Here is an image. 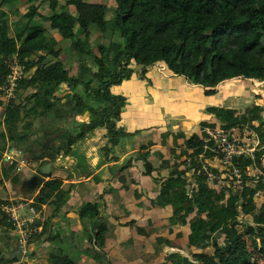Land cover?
<instances>
[{
  "label": "trees",
  "instance_id": "trees-1",
  "mask_svg": "<svg viewBox=\"0 0 264 264\" xmlns=\"http://www.w3.org/2000/svg\"><path fill=\"white\" fill-rule=\"evenodd\" d=\"M45 3L48 5L42 8ZM72 4L76 5L73 12L70 11ZM109 11L112 16L108 15ZM52 31H57L61 39L58 40ZM95 33L111 34L112 39L108 44L104 43ZM117 34L119 40L114 39ZM72 52L74 55L67 58L70 60L67 65L62 56ZM85 59L93 66L90 67ZM14 60L24 68L25 74L19 80L16 98L8 99L4 105L0 119V158L8 144L32 151L39 173H42L43 165L53 164L59 157L78 159L75 172L66 169L63 176L58 177L52 176L53 171L43 173L49 177L45 181L39 177L43 189L32 202L38 211L44 204H49L54 206L51 214L54 217L68 203L76 184L71 183L65 189L64 180L71 179L74 173L77 176L91 173L90 169L86 171L82 167L83 158L89 156L87 149L81 152L80 146L97 129H105L107 143L96 142L94 148L99 155H105L99 156L98 165L111 163L109 169L112 172L117 169L123 172L132 166L133 161H142L143 174L152 176L159 183L158 195L149 198L150 206L173 207L170 230L172 226L189 223L190 247L211 248L221 255L239 249L244 262H253L252 256L244 254L246 242L243 235L248 233L255 240L258 230L254 224L264 230V203L258 206L256 202L258 193L264 195V149H259L254 157L233 160V166L240 168L249 178V185L242 191L226 186L216 192L201 173L194 176L197 187L190 192V173L194 168H200L196 157L203 149V137L196 132L189 136L183 132L175 135V141L179 137L185 138L182 153L187 154L193 149L190 155L193 163L186 166L184 162H175L171 165L170 160L163 159L160 154L157 176H153L156 167L150 160L152 152L148 149L155 144L153 141L141 144L136 156L119 162L122 153L116 150L117 145L122 140L128 141L136 132L128 133L124 127L118 126L128 99L112 92V87L131 79L134 74L151 85L149 68L158 62H164L170 71L185 77L189 83L203 86L206 95L215 94L216 87L227 79L264 80V0H0L1 98H4L1 88L8 82ZM64 84L71 92L62 97L57 92ZM79 87L83 93L78 91ZM206 110L215 114L226 128L249 126L264 145L263 103L254 104L240 115L235 109L224 106H210ZM84 112L89 113V120H77L76 116ZM35 120H39V126L35 125ZM3 125L5 129L1 128ZM208 125L214 126L216 122L203 121L201 128ZM166 136H163V144H166ZM247 166L259 168L263 175L258 179L247 176ZM165 169H168L166 175L162 173ZM211 169L218 173L216 167ZM5 179L15 185L21 183L16 163L2 168L0 182ZM112 190L111 186L105 188L97 200L84 202L78 208L81 221L85 223L83 234L92 248L84 252L87 255L95 252V261L106 256L102 250L110 226L104 198ZM135 196L140 198L142 194L136 191ZM9 203L0 193V233L10 238L15 227L2 209ZM242 215L252 216L253 221L242 220ZM135 222L131 220L127 224ZM40 225L41 220L31 224L32 228L36 227L31 244L43 237L44 233L37 230ZM138 231L149 234L141 226ZM54 238H62L60 231L49 237ZM9 243L13 250L15 243ZM174 244L168 238L158 237L152 257L162 253L165 245ZM255 246L259 249L256 242ZM259 251L264 255V238ZM8 258L6 263L7 259L2 256L0 264H13L18 260L12 253ZM49 259L50 264H78L63 248L51 250ZM107 263L111 264V260ZM170 263L202 264L180 252L166 253L159 264Z\"/></svg>",
  "mask_w": 264,
  "mask_h": 264
},
{
  "label": "crops",
  "instance_id": "crops-1",
  "mask_svg": "<svg viewBox=\"0 0 264 264\" xmlns=\"http://www.w3.org/2000/svg\"><path fill=\"white\" fill-rule=\"evenodd\" d=\"M75 9L76 8L72 9L70 7L71 12ZM108 15L112 16V12L109 11ZM52 32L58 40L61 39V36L57 31ZM94 35L105 37V39L101 38L103 42L106 39L110 40L109 36H104V34L95 33ZM114 39L119 40L120 36L116 35ZM64 55L62 58H64ZM148 76L152 80V85H149L145 80H140L138 76L134 74L131 79L123 81L116 87L113 86L112 92L122 94L128 99V104L121 114V120L118 122V126L124 127L128 133L136 132L133 137L128 138L127 142L122 140L121 143L117 145L116 150L122 153L119 162L123 161L126 157L136 156L141 144H147L149 141H153L155 144L148 148L152 152L150 160L156 167L153 176H157L159 173L161 164L160 154L163 155V159L170 160L171 165L175 162L180 163L182 159H185L186 153H182V151H184L185 138L179 137L175 141V135L179 132H183L186 136L191 135L193 132L200 135L202 132L201 123L203 121H207L208 123L218 122L215 114L207 112L206 109L208 107L224 106L227 108H233L237 111V115H240L246 112L254 104H264V80L252 78L244 79L241 77L227 79L216 87L217 92L215 94L206 95L203 86L191 84L185 77L175 75L168 69L164 62H158L151 66L149 68ZM176 80L178 81L176 82ZM241 82L245 83V87L238 85ZM247 85H249V87ZM69 92H71V90H69L68 86L64 84L60 87L57 94L63 97ZM87 114L89 115V113ZM77 120L80 121L78 118ZM168 123L171 125H168ZM138 130H140V132H138ZM165 134L167 135L165 139L166 144H163V136ZM96 135L100 136L96 138ZM102 135L103 137H101ZM105 136V129H97L95 134L85 143L89 156L87 162L89 163V168L91 164V173H89L88 176L74 175L71 179L64 180L71 181L70 185L71 183L76 184L72 188L73 192L68 201V203H72L73 201L77 203L79 198V202L72 208L73 210H70V208L61 210L54 217H51V213H46V210L43 211L44 209L38 212L39 215L36 216L35 221L41 220L40 226L47 225V234H43L41 240L33 244L35 248L31 247L32 253L36 251V255L34 254L33 256V258H35V256L36 258L35 260H31L32 262H30V264H50L49 252L51 250L54 248H63L65 251L66 243L63 241V238L65 239L67 234L72 237V232H76L75 228L77 230L79 228H83L84 230L85 228V223L81 221L78 213L79 206L84 202L97 200L98 196L109 186H111L113 190L112 192L105 194V206L109 215L108 220L110 218L115 219L116 224L109 223L108 239L110 237L116 238L118 236H126L131 233L130 229L133 228V225H127V222H129L128 220H135L137 214L140 213V215H142L141 212L151 214L150 217L147 218L149 227L151 225V229H148L147 231L149 234L140 233L137 229V234H143L142 236L145 238H151L153 235H156L152 243V251H149L142 256V264H159L165 257V254L171 252H180L188 259L190 254L196 252L198 254H214L216 251L211 248L199 250L188 245L190 234L189 223L187 225L172 226V229L170 230L169 218L173 214V207L171 205L165 207L150 206L149 198H155L158 195L159 183L156 182L152 176L143 174L142 161H133L132 166L123 172L120 169V171L117 169L115 172H112L109 169V164L111 163H106L101 166L98 165L101 158L99 157V152L97 153L94 149L95 143L101 142L105 145L107 143V138ZM125 142L127 145L124 146ZM66 158L67 159L64 160H69L70 162L69 158L71 157ZM61 160L62 157H59L52 164L53 177L63 176V170H66L64 168H67L61 167V162H57ZM54 168H56V170ZM162 173L166 175L168 169L163 170ZM74 180H77V182ZM136 191L141 193L142 197L137 198L135 196ZM155 213L158 216L156 224H154V221L152 220ZM193 215L194 214L188 218L189 221L192 219ZM162 218L164 219L160 220ZM57 220H59V222H57ZM71 222L74 230H72V228L71 230L70 228L68 230L65 225V234L61 233L62 231L60 232V234L63 235L62 242L55 247L53 241L49 239V237L58 233L56 230L59 231L58 226H60L61 223L70 225ZM159 223H163V225L159 226ZM117 225H119V227H117ZM164 229L168 234H165L163 231ZM53 231H56L57 233L53 234ZM175 231H177V233L172 237L171 235ZM179 234L181 235L179 236ZM158 237L168 238L175 244L172 246L165 245L162 253L152 257L155 254V245ZM180 238L184 241H178ZM71 242L80 249L79 258L75 259L78 264H98L97 262L99 261H95L91 255H87L84 252V250L90 246V242L86 237H81L77 240H74L72 237ZM86 244L88 247L83 248V245ZM190 251L191 253H189ZM159 257L161 259L156 261ZM109 260H111V263L113 264H125V262L122 261V258H119L118 256L117 258L113 257Z\"/></svg>",
  "mask_w": 264,
  "mask_h": 264
},
{
  "label": "rangeland",
  "instance_id": "rangeland-1",
  "mask_svg": "<svg viewBox=\"0 0 264 264\" xmlns=\"http://www.w3.org/2000/svg\"><path fill=\"white\" fill-rule=\"evenodd\" d=\"M79 1L80 0H78V2ZM45 5H48V4L45 3L42 6V8H44ZM70 6L72 9L76 8L75 4H72ZM22 10L24 11V8H22ZM43 10L46 12V9H43ZM117 35H119V34H117ZM101 38L105 39V37H101ZM122 40H123V38H121V41ZM108 41H109L108 39L104 40L105 43H107ZM73 53L74 52L64 55L63 59H64L65 64L68 65L70 63L69 62L70 60H68L67 58L72 57L74 55ZM85 61L87 62V64H89L90 67L93 66L89 63L90 61L88 62V60H86V59H85ZM177 81L178 80H176V82ZM238 85L245 87L244 82H241ZM247 86L249 87V85H247ZM78 91L83 93L82 87H79ZM2 99H0V119H2V113L4 111L5 102L8 101L7 98H2ZM93 104H95V103L93 102ZM87 113L88 112H86V114H85V112L82 114H78L76 116V118L80 119V121L89 120V115ZM39 123H40L39 120H35L36 126H39ZM168 125H171V124L168 123ZM1 128L5 129L4 125ZM99 136L100 135H96V138H98ZM125 141H127V140H125ZM80 149H81V152L84 151L86 149L85 144L82 143V145L80 146ZM22 150H23V154L21 155V157L20 156L15 157L13 153L9 152L8 156H5V157L9 158L8 160H5L3 157L0 158V172L4 166L10 165L13 162V160H15V158H18V160H19L18 161L19 162L18 171L20 172L21 178L30 177L35 171L38 172L39 171L38 170V162L35 161L34 153L32 151H24V149H22ZM102 155L105 156L104 154H102ZM102 155L100 154L99 156H102ZM64 159H67V158L62 157V160L57 161V162H61L60 163L61 167H67L64 169H72L74 171V166L78 162V159L71 157V158H69L70 162H69V160H64ZM87 160H88V157H86V159L83 158V166L82 167H84V169L86 171H88L91 168V164H90V168H89V163L87 162ZM182 161H183V159H182ZM14 173H15V171L12 172L11 174H14ZM74 175L77 176L75 173H74ZM54 177H58V176H54ZM40 178H42V179L44 178L43 181H45V180H48L49 177H45V175L43 173H40ZM81 179H83V178H81ZM77 180H80V179H77ZM77 180H74V181L77 182ZM43 181L40 182V184L38 186V193L41 192V190L43 189L42 188ZM70 182L71 181H64V188L65 189L69 188ZM0 191H1V194L4 198H10V197L19 198L20 196L23 197L21 195L22 193L20 191L19 185H15V184L11 183L9 179L2 180L0 182ZM72 192H73V189L71 191V195H72ZM43 193H44V191H43ZM45 193H47V191H45ZM33 198L34 197H32V196L29 197V200H27L26 203L30 204V200H33ZM51 198H53V197H51ZM256 201H257L258 205L260 206L264 202V196L257 198ZM78 202H79V198H78L77 203ZM77 203L75 201H73L72 203H66L64 206H62L61 210H65V209H69V208H70V210H73L72 208ZM42 209H44L43 211L46 210V213L49 212L52 214V212L54 210V206H50L49 204H44L42 206ZM141 213H142V215H140V213H139L135 216L136 222H135V224H133V226H132L133 228L130 229L131 233L127 234L126 236H118L116 238L110 237L109 239L107 238L108 241L106 240L107 243H106L104 249L102 250L105 253L104 255H106V256L101 258V260L99 262H97L98 264H108L107 262L110 258H113V257L117 258V256L119 258H122V261H124L125 264H142V262H141V259H143L142 256L144 254L148 253L149 251H152V243H153V240H154L156 235H153L151 238H149V237L145 238L144 236H142L143 234H141V235L137 234V232H138L137 229L139 226H143L146 229V231H148V229H151V225L149 227V224L147 222V218L150 217L151 214L150 213H144V212H141ZM18 214L21 217H29V216L33 215L31 210H30L29 205L20 209L18 211ZM37 215H39V213H37L35 215V217ZM157 217L158 216L156 215V213L152 217L154 224H156ZM163 219L164 218H162L160 220H163ZM241 219L246 221V222H252L253 221L252 216H245L244 217V215H242ZM59 220H57V222H59ZM128 221H130V220H128ZM260 221L262 222V218L260 219ZM49 222H50V220H49ZM109 223H111V224L115 223L116 224V220L110 218ZM65 225L67 226L68 230H69V228H70V230H71V228H72V230H74L72 222L70 223V225L66 224V223H61L60 226H58L59 231L60 232L62 231L61 233H64ZM160 225H163V223H159V226ZM254 225L256 226V229L258 230V237L255 240L248 233H245L243 235V238L246 242V249L244 251V254L252 256L253 262H244L242 260L243 256L241 255V252L238 249H235L231 253H227L225 255H221L219 252H214V254L213 253L212 254H208V253L198 254L196 252L194 254L193 253L190 254L189 259L192 261H200L202 264H264V255H263V253H261L259 251L260 250V242H261L262 238H264V230L262 228H260V226L258 224H254ZM46 226L47 225L45 224L44 226L38 227V231L43 232L44 234L45 233L47 234ZM117 227H119V225H117ZM56 231L58 232V230H56ZM56 231H53L54 232L53 234L57 233ZM75 231L76 232H72V237L74 240H77L78 238H81V237L85 238L84 234H83V228H79L78 230L75 228ZM163 231L165 232V234H168V232L165 229ZM11 232L13 233V235H12L13 238L14 237L15 238L20 237V235L16 232V230L13 229V230H11ZM176 233H177V231L173 232L171 236L174 237L176 235ZM62 237H63V235H62ZM72 237L69 234H67L65 236V239L63 238V241L66 243L65 244V247H66L65 251L68 252L72 257L77 259V258H79L80 249L78 246L72 244V242H71ZM6 240H7V242H6ZM0 241H1V243H0V257L3 256L4 258H6L7 259L6 263H8V260H9L8 252L9 251L14 252V250H12V247H11L12 244L8 246V243L9 242L12 243L13 239L9 238L4 233L3 234L0 233ZM52 241L54 243V246L56 247L60 242H62V238H57V239L54 238ZM178 241L181 242L184 240L180 238ZM255 242L258 244L259 249H256ZM89 245H91V244L89 243ZM84 247L87 248L88 247L87 244L83 245V248ZM32 248H35V246H32ZM89 249L92 250L91 246H89ZM94 253L95 252L91 253L92 257H93ZM189 253H191V251ZM3 254H5V255H3ZM35 258H36V256H35ZM35 258H33V255H32L30 257V260H35ZM160 259L161 258L159 257L156 261H159ZM111 264H113V263H111Z\"/></svg>",
  "mask_w": 264,
  "mask_h": 264
},
{
  "label": "built area",
  "instance_id": "built-area-1",
  "mask_svg": "<svg viewBox=\"0 0 264 264\" xmlns=\"http://www.w3.org/2000/svg\"><path fill=\"white\" fill-rule=\"evenodd\" d=\"M10 68L8 82L1 88L4 98L7 99L16 97L19 80L24 74L22 66L16 60L11 63ZM204 132V146L201 153L196 157L200 168L197 170L194 168L192 175L204 174L209 186L216 192L226 186L232 187L235 191H242L245 186L249 185V178L243 175L240 168L233 166V160L241 157H254L259 149H264L257 133L249 126L226 128L221 124L206 126ZM192 152L193 150H190L189 155H186L184 159L186 165H192L193 163L190 156ZM10 153H14V151H10ZM19 153L21 151L16 152V154ZM262 164L264 165V155L262 156ZM214 167L218 169V173L211 169ZM246 175L258 179L259 176L263 175V172L257 167L247 166ZM189 181V191L193 192L196 190V179L191 176ZM257 195L259 196V193ZM26 206L27 204L20 202L4 207V210L9 214V220L13 222L16 232L20 235L19 241L25 253L34 231L31 224L37 214L36 208L30 206L33 215L29 217L19 216L18 211Z\"/></svg>",
  "mask_w": 264,
  "mask_h": 264
},
{
  "label": "clouds",
  "instance_id": "clouds-1",
  "mask_svg": "<svg viewBox=\"0 0 264 264\" xmlns=\"http://www.w3.org/2000/svg\"><path fill=\"white\" fill-rule=\"evenodd\" d=\"M104 36H106V35H104ZM109 42L111 41V39H112V37H111V34L109 35ZM108 42V43H109ZM107 43V44H108ZM23 68V67H22ZM23 71H24V68H23ZM25 74V73H24ZM23 74V75H24ZM252 79H254V78H252ZM258 80V79H257ZM16 98V97H15ZM2 99V98H1ZM11 99V98H10ZM216 124H221L219 121L218 122H216ZM222 125V124H221ZM208 126H211V125H208ZM215 126V125H214ZM223 126V125H222ZM205 128V127H204ZM202 133L204 134V136L202 135ZM202 137H203V140H204V137H205V132H204V129H202V132H201V134H200ZM190 150H193V149H189L188 150V153L187 154H185V155H189V152H190ZM10 151H14V156L15 157H21V155L23 154V151L21 150V149H19V148H17V147H15V146H11V145H9L8 144V146L6 147V149H5V151H4V153H3V158L5 159V160H8L9 158H7V157H5V156H8V153L10 152ZM17 151H21V153H19V154H16V152ZM264 155V154H263ZM19 160H18V158H15V160H13V162L11 163V164H13V163H16V165L19 167V162H18ZM181 162H184L185 163V160H183V161H181ZM10 164V165H11ZM52 164V163H51ZM186 165V164H185ZM187 166V165H186ZM252 167V166H251ZM19 172V171H18ZM52 172V171H51ZM50 172V173H51ZM33 174H40V173H38L37 171H35ZM32 174V175H33ZM49 174V173H48ZM191 176H192V178H194V176L192 175V172L190 173V178L189 179H191ZM39 177H40V175H39ZM28 178V177H27ZM26 178H22V181H21V183H19V184H16V185H19V187H20V191H21V193H22V188H21V185H22V182H23V180H25ZM6 180V179H5ZM190 182V181H189ZM40 184V183H39ZM10 185V184H9ZM196 187H197V185H196ZM37 189H38V187H37ZM191 192V191H190ZM0 193H1V191H0ZM2 195V194H1ZM23 197H19V198H12V197H10V198H4L3 196H2V198L3 199H6V200H9L10 201V203L9 204H4L3 205V207H2V209H3V211L9 216V214L4 210V207L5 206H7V205H15V204H17V203H20V202H22V203H24V204H27V206L29 205V207L30 206H32V207H34L33 205H32V202H33V200H30V204H28V203H26L27 202V200H29V197H31V196H24L23 194H21ZM37 195V194H36ZM36 195H32V197H34V196H36ZM261 196H264L263 194H259V196L257 195L256 196V199L257 198H259V197H261ZM16 197V196H15ZM35 208V207H34ZM36 211H37V213L38 212H40V211H38L37 209H36ZM245 216H249V215H244V217ZM36 218V217H35ZM10 221V220H9ZM34 221H35V219H34ZM13 223V222H12ZM14 225V224H13ZM15 227V226H14ZM14 230H15V228H14ZM37 230H38V228H37ZM36 231V227L34 228V231H33V233ZM33 233H32V235H33ZM12 235H13V233H12ZM11 235V236H12ZM11 236H10V238H11ZM32 237V236H31ZM12 239H13V242L14 243H16V241H18L19 242V245H20V250H21V253H22V256H23V258L21 259V260H17V262L15 263V264H24L25 262H27V261H31L30 260V257L33 255L34 256V254H32V252H31V247L33 246V244H31V242H30V239H29V243H28V248H27V252L25 253L24 252V249H23V247L21 246V243H20V241H19V237H17V238H13V236H12ZM223 239V238H222ZM15 246H16V244H15ZM13 250H15V247L13 248ZM11 253H13L12 251L11 252H8V254H9V256L11 255Z\"/></svg>",
  "mask_w": 264,
  "mask_h": 264
},
{
  "label": "water",
  "instance_id": "water-1",
  "mask_svg": "<svg viewBox=\"0 0 264 264\" xmlns=\"http://www.w3.org/2000/svg\"><path fill=\"white\" fill-rule=\"evenodd\" d=\"M52 171V164L51 163H47L45 165L42 166L41 168V172L44 174H48ZM39 174H33L30 177L26 178L25 180H23L22 185H21V190H22V194L24 196H32V195H36L38 193V189L37 187L39 186ZM16 246H15V250L12 253V256H17L18 260H21L23 258L21 250H20V245L19 242L16 241ZM9 256V254H8Z\"/></svg>",
  "mask_w": 264,
  "mask_h": 264
}]
</instances>
